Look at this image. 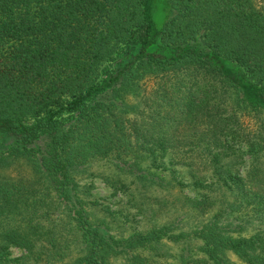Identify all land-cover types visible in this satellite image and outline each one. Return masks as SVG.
Returning <instances> with one entry per match:
<instances>
[{"label":"trees","instance_id":"16d2710c","mask_svg":"<svg viewBox=\"0 0 264 264\" xmlns=\"http://www.w3.org/2000/svg\"><path fill=\"white\" fill-rule=\"evenodd\" d=\"M152 2L0 0V264H264V0Z\"/></svg>","mask_w":264,"mask_h":264},{"label":"rangeland","instance_id":"374dc122","mask_svg":"<svg viewBox=\"0 0 264 264\" xmlns=\"http://www.w3.org/2000/svg\"><path fill=\"white\" fill-rule=\"evenodd\" d=\"M171 11L169 7L168 0H153L152 2V16L153 22L157 29H162L167 18L169 17ZM11 143L10 139H7L5 142H0V149L6 148ZM110 164L105 161H96L88 164L86 169L81 176L79 182L81 185H88L91 187V195L93 198L97 199L98 202L109 207L112 211H118L119 207L122 205L124 208V213L128 210V204L125 203L123 196H113L112 190L103 182L102 175L110 174ZM6 174L16 176H29V168L25 165L15 164L3 171ZM131 212H134L131 209ZM179 215L183 217V221L186 223H199L206 218L205 216H198V214L191 211H180ZM143 218L140 215H137V219ZM128 225V224H127ZM169 252L176 254L178 248L173 245L167 246ZM21 254V251L14 249L13 256H18ZM168 264L174 263L175 259L168 257Z\"/></svg>","mask_w":264,"mask_h":264}]
</instances>
